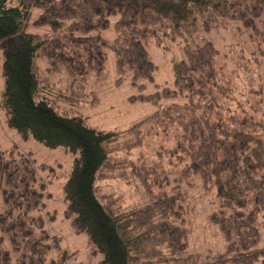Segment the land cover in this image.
<instances>
[{
  "label": "trees",
  "instance_id": "obj_1",
  "mask_svg": "<svg viewBox=\"0 0 264 264\" xmlns=\"http://www.w3.org/2000/svg\"><path fill=\"white\" fill-rule=\"evenodd\" d=\"M35 8L36 23L51 32L27 31ZM112 17L115 36L109 42L101 31ZM232 20L249 30L253 62L264 63V0H0L1 106L7 124L23 139L73 154L63 187L66 212L73 228L102 254L99 264H264V70L250 73L252 57L244 47L233 71L250 74L244 80L238 73L236 84L225 64L218 65L220 50L211 40L185 44L184 57L173 60V87L148 96L158 108L136 130L146 136L153 126L145 132L142 124L151 120L170 137L163 139L167 148L156 152L167 166L125 159L151 200L124 211L98 193L97 183L103 169L115 166L109 144L118 135L91 126L81 114L60 111L43 90L47 83L38 59L49 70L65 68L73 83H82L104 71L111 46L121 74L151 80L156 65L149 40L194 35L199 25L209 31ZM167 99L172 101L163 105ZM196 179L215 197L217 209L209 220L223 236L221 252L188 253L187 188ZM36 184L33 161L0 148V264H44L52 250ZM59 254L49 264H63L66 257Z\"/></svg>",
  "mask_w": 264,
  "mask_h": 264
},
{
  "label": "rangeland",
  "instance_id": "obj_2",
  "mask_svg": "<svg viewBox=\"0 0 264 264\" xmlns=\"http://www.w3.org/2000/svg\"><path fill=\"white\" fill-rule=\"evenodd\" d=\"M16 3V0H11ZM38 9H33L27 19V31L37 34L51 32L47 25L36 23ZM111 26L101 31V34L111 42L115 36L114 22ZM211 40L220 50L217 59L218 65L225 64V72L236 84L238 75L246 80L249 74L256 75L257 69L264 70V63L253 62V43L249 30L242 28L239 21H229L225 26L209 31L199 25L194 35L185 34L176 39L162 37L151 39L146 47L151 60L156 65L153 79L133 80V73L128 71L121 74L118 71L115 51L111 46L106 48L107 60L104 71L97 75L91 74L85 82L73 83L65 68L49 70L48 63L39 58L37 61L38 72L45 80L44 92L51 96L58 109L68 114H81L91 125L101 130H112L118 137L110 142V158L115 162L111 169H103L98 178V193L108 196L115 201L121 210L129 211L146 204L151 200L150 194L143 187L140 178L131 172V165L125 162L131 160L139 163L140 157L144 161L167 166L166 160L162 163L159 159L164 140L170 137L161 131L157 124H142L145 132L153 126L146 136L137 133L138 122L146 119L158 108V103L148 97L164 86L174 85L173 60L184 57L186 43H202ZM245 47V48H244ZM244 48V53L252 57L253 71L235 73V61L239 59ZM228 52V55H227ZM229 56H232L229 58ZM4 48H0V148L8 156H27L34 164L37 176V187L43 192V207L40 212L44 219V227L50 236L52 250L44 264H49L53 258L59 260L62 253L66 260L63 264H99L102 254L91 248L85 233L77 232L72 226V219L66 212V198L64 183L68 178L73 162V154L64 147H48L34 138L23 139L18 131L7 124V115L1 106V96L4 89L2 64ZM252 63L250 65H252ZM238 69V68H237ZM242 73L244 75H242ZM172 100H164L166 105ZM142 134V135H141ZM135 139H143L142 143L132 149L127 148L128 143ZM164 139V140H163ZM160 150L159 152H157ZM156 152L158 154H156ZM158 155V156H157ZM161 161V163H160ZM171 177L175 175L170 174ZM170 182L171 178H169ZM171 184L167 185V187ZM185 186H188L187 183ZM187 188V187H186ZM154 187V192L158 191ZM189 198L188 219L190 221V238L188 253L208 254L217 253L225 249V242L221 232L210 222L209 215L217 209L215 197L211 190H206L202 183L196 179L187 188ZM264 232V231H263Z\"/></svg>",
  "mask_w": 264,
  "mask_h": 264
}]
</instances>
